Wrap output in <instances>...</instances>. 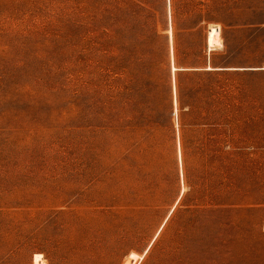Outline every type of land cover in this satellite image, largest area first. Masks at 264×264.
<instances>
[{"label": "rangeland", "instance_id": "374dc122", "mask_svg": "<svg viewBox=\"0 0 264 264\" xmlns=\"http://www.w3.org/2000/svg\"><path fill=\"white\" fill-rule=\"evenodd\" d=\"M0 264H264V0H0Z\"/></svg>", "mask_w": 264, "mask_h": 264}, {"label": "trees", "instance_id": "16d2710c", "mask_svg": "<svg viewBox=\"0 0 264 264\" xmlns=\"http://www.w3.org/2000/svg\"><path fill=\"white\" fill-rule=\"evenodd\" d=\"M228 68H230V67H228V66H211V70L206 71L204 74L224 75V74H226L225 72H226V69H228ZM218 95H219V98L217 100V104L220 106V109H219L218 112L221 113V115L223 116V115H225V114H227L229 112V110L227 109L228 108V103H229V101H227V100H229V99L226 98L227 95L225 94L224 90L219 91ZM179 102L181 104V111H182V110H184L185 107H184V102H183V100L181 98V95L179 97ZM190 108H191V106H190ZM192 113L196 116V118L200 116V112L199 111L198 112L197 111L196 112H192ZM185 114L186 113L182 112L181 120H182V118L184 117ZM220 124H222V125H220ZM220 124L217 125L218 127H217L216 131H218L219 134H225L227 132V129L223 128V126H224L223 123H220ZM195 125H199V124H195ZM220 126H222V129H220Z\"/></svg>", "mask_w": 264, "mask_h": 264}, {"label": "bare ground", "instance_id": "6f19581e", "mask_svg": "<svg viewBox=\"0 0 264 264\" xmlns=\"http://www.w3.org/2000/svg\"><path fill=\"white\" fill-rule=\"evenodd\" d=\"M209 48L210 50L213 48H217L221 46V42L219 40V36L221 34L220 26H211L209 29Z\"/></svg>", "mask_w": 264, "mask_h": 264}]
</instances>
